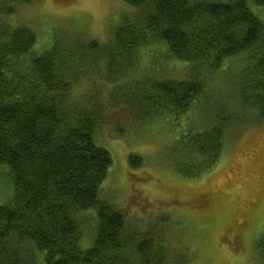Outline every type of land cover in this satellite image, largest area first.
<instances>
[{
	"label": "trees",
	"instance_id": "16d2710c",
	"mask_svg": "<svg viewBox=\"0 0 264 264\" xmlns=\"http://www.w3.org/2000/svg\"><path fill=\"white\" fill-rule=\"evenodd\" d=\"M123 1L133 11L106 44L76 33L50 45L19 17L40 0H0V176L13 186L0 264H168L165 241L131 229L105 193L114 158L97 136L113 110L128 107L150 132L184 127L163 160L191 181L219 163L232 117L264 123V0ZM257 252L264 264V233Z\"/></svg>",
	"mask_w": 264,
	"mask_h": 264
},
{
	"label": "rangeland",
	"instance_id": "374dc122",
	"mask_svg": "<svg viewBox=\"0 0 264 264\" xmlns=\"http://www.w3.org/2000/svg\"><path fill=\"white\" fill-rule=\"evenodd\" d=\"M132 11L123 0H40L19 17L50 45L54 36L76 33L78 42L106 44L110 29ZM217 85L223 94L235 90L230 82ZM114 88L107 85L105 96ZM85 95H89L88 87L73 99ZM232 104L205 108L199 127L187 131L202 128L208 117L209 121L215 117V109ZM245 113L232 117L234 127L227 128L217 166L196 181L179 177L163 160L165 150L184 127L171 136L150 132L152 127L128 107L108 113L107 124L97 136L114 158L105 193L126 215L131 229L165 241L168 264H262L257 241L264 233V123L250 124L257 118ZM131 155L146 163L133 167ZM10 183L0 176V206L12 200Z\"/></svg>",
	"mask_w": 264,
	"mask_h": 264
}]
</instances>
